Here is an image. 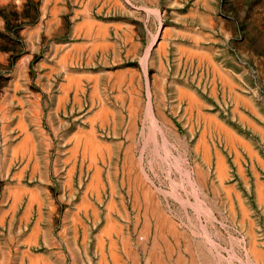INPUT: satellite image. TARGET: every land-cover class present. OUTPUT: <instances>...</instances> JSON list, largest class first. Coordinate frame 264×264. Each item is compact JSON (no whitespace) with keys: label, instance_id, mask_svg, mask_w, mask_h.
<instances>
[{"label":"rangeland","instance_id":"374dc122","mask_svg":"<svg viewBox=\"0 0 264 264\" xmlns=\"http://www.w3.org/2000/svg\"><path fill=\"white\" fill-rule=\"evenodd\" d=\"M55 2V0H36L37 14L42 6L45 18L50 19V15L54 14L52 3ZM66 2L69 4H67L68 8L72 10L70 4H74L75 0ZM23 3L24 0H0V264H30L34 256L35 259H39L38 264L46 263L43 256V262L38 258L45 251L43 246L32 249L31 254L28 253L29 251H16L12 245L18 238H21V242L25 241L24 237L29 234L33 218L36 217L33 211L28 218L24 213L30 199L37 200L36 197L39 196L38 200L41 198L40 201L42 200L44 204L52 198L61 199L63 189L66 191L65 198H68V195H73L70 190L75 188L84 191L87 187L91 180L93 161L89 159L86 161L85 158L80 163L78 161L79 165L75 161L72 171L69 172L70 177H75L72 182L75 187H72V183H64L65 170L56 169L53 160L49 158L50 153L56 151V145L64 143L62 140L64 134L77 136L82 132H88L91 126L94 127L100 143L102 141L103 144L104 141L110 146L108 144V149L105 143L102 145H105L107 150L102 151V159L99 160L103 174L101 191L88 190L85 194H91L93 199L100 202L102 215L107 210L106 205L110 198L117 202V207L123 206L128 213L130 212L125 217L119 214L117 209L118 215L115 221L120 230L116 235L117 241L119 239L118 247L123 246L124 240L121 238L127 237L130 238L128 241L133 244L132 247L137 251L139 249L141 253H144L142 249L144 246L147 250L151 248L152 237L148 243L143 241V245L142 240L137 238L143 237V229L140 230L145 226L142 212L147 206L145 204H148V216L151 217V208L157 206L155 209L159 210L160 214L163 215L162 210L165 212L163 216L167 218L168 223L173 222V225L169 224L165 231V240L168 239L165 242L171 247L173 246L171 244H174L171 248L173 253L164 250L166 264L177 262V264H264V252L261 253L259 250H264V185L261 186L262 183L264 184V135L254 127L255 125L264 132V0H117L118 8L126 9L133 16L141 17L146 46L150 48L154 39H158V42L155 43L149 57L134 66L137 69L134 75H124L121 81L115 78L114 69H110L112 66L108 63L100 65L103 71L99 76H95L97 78L86 75L84 110L79 113L80 121L75 125L70 121L71 126H63L56 130L50 124L51 97L45 95L46 92L42 95L36 93L52 88L56 82L45 74L55 72L62 76L68 68V61L66 57L63 58V48L61 50L52 47L51 43L41 40L37 42L35 39L37 32L33 30L29 38L36 45L37 54L32 59V63L21 62L27 50L25 46L28 45L20 38L23 23L19 22L22 13L19 9L22 8ZM76 9L78 10V7ZM30 11L27 10L25 14ZM71 12L74 15L73 11ZM56 13L65 15V9L60 7L59 12ZM91 13L92 16L99 17L98 10H93ZM76 14L81 15L79 11ZM32 24L45 33H51L57 26L60 28L63 25L58 24L56 19L46 24L41 19L40 21L37 19ZM60 52L62 57L59 56ZM205 53L212 58V64L200 57V54ZM214 66L232 80L235 85L234 91L251 105L236 102L235 94L223 83ZM80 68L82 69L78 68V70L82 71L83 67ZM56 81L63 82L59 79ZM94 83H97L99 99L90 92ZM180 87L195 95L200 103L198 108H191L187 99L179 96ZM148 88L152 93L153 108L154 106L156 108L153 112L158 123L161 124L162 133L156 129L154 121L149 119L148 114L146 115ZM136 102L139 104L138 109L131 112V105ZM102 105L108 108L109 115L106 121L98 119L94 121L96 111ZM75 116L76 113L73 112L67 114L69 120ZM91 116L93 118L90 119ZM205 116L215 117L250 145L255 154H250L243 145L233 147L216 132L215 128H207L203 120ZM242 117L246 120H242ZM20 118L23 120L22 126ZM132 123H135L136 128ZM54 130L59 131L60 135ZM81 130L86 131L80 132ZM25 131L30 133L25 136ZM133 134H135L134 139ZM199 136L206 140L209 157L200 146L202 137ZM130 140H133L131 144ZM13 147H16V153L13 152L15 150ZM128 148L130 158L131 153L133 154L131 158L133 166L127 158ZM234 148H237L239 154ZM219 155L223 156L221 158L227 166L226 177L222 180L217 175L216 161ZM35 159L37 164H34ZM88 162L91 164L89 165ZM58 164H61L60 160H57ZM128 166L132 170L128 169ZM136 170L139 172H135ZM141 170L146 173V179L142 177L144 173H140ZM126 171L130 174L127 172L128 175ZM133 177L135 180L136 178L140 180V182L138 180L140 184L135 187H133ZM120 180L124 181L121 183ZM14 189L16 191H13ZM258 189L262 193L259 194ZM15 192H18L16 196L18 199L13 197ZM135 192L141 198L139 199L141 208H144L143 210L140 208L138 212V206L132 199L135 197L133 196ZM34 194L36 197L33 196ZM146 194L149 195V201L145 199ZM259 195H263L260 196L262 199L258 197ZM183 199L185 203L182 202ZM2 213H6L3 214L4 217ZM13 216L16 217L15 226L19 217L27 220V224L21 227L20 232L16 228L12 229ZM137 216H140V219ZM248 220L253 223L252 227L249 226ZM154 227L155 225H152V235L156 230L153 229ZM172 229L174 232H171ZM251 230L254 236L250 234L253 233ZM174 233L176 236L173 235ZM251 238L253 243L250 242ZM243 247L246 249H242ZM248 248L251 251L252 249L259 251L254 250L257 258ZM29 256L32 259L30 261ZM190 256L195 262L191 260L192 262L189 263ZM137 258L138 264H148L147 256L140 255Z\"/></svg>","mask_w":264,"mask_h":264},{"label":"crops","instance_id":"0c3cea01","mask_svg":"<svg viewBox=\"0 0 264 264\" xmlns=\"http://www.w3.org/2000/svg\"><path fill=\"white\" fill-rule=\"evenodd\" d=\"M35 1L36 0H24L22 8L19 9V7H17V9L22 11L20 14L21 18L19 19V22L23 23V29L20 33V38L22 41L28 44L25 46L27 47V50L25 51V56H23L21 62L32 63V59L37 54L36 45L31 42L29 38V34H31L33 30L37 32V36L35 38L37 42L41 40L51 43L52 47L59 48L61 50L63 48V58L66 57V60L68 61V68L62 74V76L55 72L45 74V76H51L52 80L55 81L56 84L54 83L53 87L46 91L43 90L42 93L41 91L39 94L36 93V95H42L43 92H46L45 95L51 97V104L49 106V111L51 112L50 124L51 127L56 130L57 128L61 129L63 126H71L69 123L70 121H73L74 125L80 121L81 118H79V113H82L84 110V87L86 75H92L94 79L97 78L95 76H99V74L103 71L100 68L102 63H108L109 66H112L110 69H114L113 74L117 80L119 77L123 78L124 75H134V73L137 71L134 66L139 64L143 59L147 58L148 46H146L147 42L144 40V30L143 24L141 23V17L133 16L132 13L126 9L118 8L117 0H75L74 4H70L73 7L72 10L68 8L69 4L66 2L68 0H61V2L59 0H55L56 2L52 3V10H54V14H52V16L50 15V19L45 18L42 6L40 7V12L37 14L35 9L37 8L35 7ZM78 2L80 4L77 5ZM83 3L85 4L83 5ZM81 4L82 6L80 7ZM60 7L65 9V15H57L56 12H59ZM77 7L78 10L76 9ZM55 8L58 10H55ZM27 10L28 12L30 10L31 11L30 13L25 14ZM93 10H98L99 17L92 16L91 12ZM70 11H73L74 15H72V12ZM77 11H79L81 15H77ZM55 14L57 15L56 17L54 16ZM87 16L93 20V28L92 31L89 32H87L86 24H84V19H86ZM37 19H39V21L41 19V21H44L45 24L47 22H53V20L56 19L58 24L63 25L60 28H57V26L51 33H45L43 31L42 33L40 29L36 28L37 26L35 27L32 24ZM101 28L106 30L104 37L99 33L98 29ZM59 56L62 57V52H60ZM80 67H83L82 71L78 70V68L82 69ZM72 74L75 75L74 79L76 77L78 78H76V80L79 82H77L78 84H70L69 80L73 79ZM78 74L80 76H78ZM57 79L62 80L63 82H57ZM62 84L66 85L63 86ZM95 87L96 86L94 83L90 90L91 94ZM61 94L62 96H60ZM68 112L76 113V116L69 120L67 117ZM55 132L57 135H60L59 131ZM68 135L69 136H66L65 134L63 135L62 140H64V143L62 145L60 143L56 145V151L51 152V156L49 158L53 160L52 163L56 169L61 168L65 170L66 176H63L65 184L74 182L75 177H70L69 172L72 171L73 167L71 168V166H74L75 161H77V164L79 165L80 161L84 160L85 158L89 160L92 159L93 168L90 174L92 176V174L94 175L95 169L97 168L94 164V161L97 160L98 162L96 161L95 163L97 166H100L99 160L101 158V154L98 151H95L94 153L95 155L97 154L95 160L94 158H89V156L94 157V155H89L90 152L84 151V146H82L83 139L79 136V134L77 135L79 140H77V137L74 135ZM75 139L79 143H77ZM74 142L78 145V148L76 149L73 148L75 146H73V144H75ZM69 149H72V153ZM81 156H83V158ZM36 157L38 158L37 153ZM75 157L76 160H74ZM57 160H60L61 164L57 165ZM72 185V187H75L74 183H72ZM86 188H88V186ZM86 188L84 191H79L75 188L70 190V192H73V195H68V198H65L66 191L63 189V191H61V193H63V197L61 199L52 198L50 201L44 203L43 206L41 203V205L39 202L37 203V200H32L33 203L28 202L25 206L26 210L24 213H30L29 210H31L36 214V217L33 218L34 221L32 224L30 222L31 227L28 232L31 236L28 234V237H24V240L26 241L29 239L28 242H21V238H18V240L13 243L12 248L16 251L21 252L24 250L29 251L28 253H31L32 249L38 246H43L45 251L40 256L44 257L46 262L45 264H48L49 261V264H117L116 260H112L111 258H114L115 256H119V264H133V259L131 260V253L134 252L135 249L131 247L132 245H130L129 248V246H120L119 244L121 248L118 247L116 235L111 237L109 236L111 239H109L107 235H104L102 237L104 238L102 241L99 237V235L101 236V229L104 227V225H106V221L108 220L107 215L109 214L112 219H117L116 215H118V212L116 209H119V213L127 217L129 214L127 209L123 208V206L120 208L117 207V202H114L115 204L112 207V211H109L110 204L108 202V205L106 206L107 210L105 211V214L102 215L100 202L93 199L91 194H84V192H88L86 191ZM100 189L101 187L96 189V191H99ZM83 195L85 197H83ZM85 198L87 199L84 201ZM81 200H83V202ZM87 200L92 203H89ZM87 202L94 205V207H92V205L89 206V204L87 205ZM76 204L78 205V208ZM81 204H84V207H79ZM27 206L29 207V210L26 208ZM93 210L95 211L93 212ZM95 212L96 214H94ZM40 214H42V216ZM15 218L16 217L13 216L12 229L15 230L16 228V230L20 232L21 227L27 224V220H25L24 217H19V221L15 226ZM78 218L80 219L78 220ZM73 219H76L78 222H76V220L74 221ZM81 221H83V223ZM102 223L103 226L101 227ZM35 225H38L37 228ZM83 225L86 231L83 230ZM75 227L77 232L74 231ZM35 228L38 229V232ZM83 231L85 232L84 234H86V236L84 235L85 237L83 236ZM74 233H76V236H74ZM96 234L99 235L96 236ZM33 237L35 241L33 240ZM125 238L127 239V237ZM97 239L102 242L101 244H104L103 246L101 245L102 247L99 246L100 244L98 243L100 242ZM110 240H113L112 244H110ZM111 245L117 246L116 249L112 248L113 246ZM100 247L103 249L102 251L99 250ZM128 250L130 251V255ZM134 253L132 255H137V257L144 254V256H147L146 253H141L139 249ZM163 255L166 261L165 253H163ZM103 258L106 260L104 261ZM99 259L102 261L100 262Z\"/></svg>","mask_w":264,"mask_h":264},{"label":"bare ground","instance_id":"6f19581e","mask_svg":"<svg viewBox=\"0 0 264 264\" xmlns=\"http://www.w3.org/2000/svg\"><path fill=\"white\" fill-rule=\"evenodd\" d=\"M57 8V7H56ZM55 8V10H58V9H56ZM59 8V7H58ZM84 9V8H83ZM91 11V10H90ZM71 12V11H70ZM78 12V11H77ZM102 12V11H101ZM85 20V22H84V24H86V30H87V32H89V31H92V28H93V20L89 17V16H87V18L86 19H84ZM83 23V22H82ZM78 25V24H77ZM79 25H80V23H79ZM103 25V24H102ZM77 27V26H76ZM102 27H104V26H102ZM99 30V33L104 37V35H105V33H106V30L105 29H103V28H101V29H98ZM159 30H160V28H159ZM109 32H111V31H109ZM158 32H160V31H158ZM131 40V39H130ZM158 39H154V42L149 46L150 48H148V51H147V57H148V55H149V53L151 52V50H152V48L154 47V45H155V43L156 42H158L157 41ZM104 43V42H103ZM135 43V42H134ZM160 43V42H159ZM81 44V43H80ZM161 44V43H160ZM165 44H166V42H165ZM164 44V45H165ZM83 45V44H82ZM96 45V44H95ZM97 46V45H96ZM159 46V45H158ZM157 46V47H158ZM159 48V47H158ZM154 49V48H153ZM159 50V49H158ZM199 53H201V52H199ZM146 54V53H145ZM160 55H161V53H160ZM64 56V55H63ZM160 57H162V55L160 56ZM200 57L202 58V59H205V60H207L209 63H211L212 64V58L210 57V55L209 54H200ZM144 58H145V56H144ZM143 59V58H142ZM145 59H147V58H145ZM79 61V60H78ZM188 62V61H187ZM217 66V65H216ZM214 69L216 70V73L217 74H219V76H220V78L222 79V81H223V83L224 84H226L227 86H228V88L235 94V100H236V102L238 103V104H248V105H251L249 102H247L244 98H242L240 95H238V93L237 92H235L234 91V89H235V85L233 84V82H232V80L226 75V74H222L219 70H218V68L217 67H215L214 66ZM228 69V68H227ZM126 71H128V70H126ZM112 72V71H111ZM133 72V71H132ZM131 72V73H132ZM215 74V73H214ZM67 75H68V73H67ZM69 75H71V74H69ZM73 75V74H72ZM116 75V74H115ZM78 76H80L79 74H78ZM110 76V75H109ZM69 77V76H68ZM73 77V79H70L69 80V82H70V84H78L79 82L76 80V78L74 79V77H75V75H73L72 76ZM71 77V78H72ZM131 78H133V77H131ZM131 78H130V80L129 81H131ZM78 79V78H77ZM121 77H119L118 78V80L119 81H121ZM148 79V78H147ZM146 79V80H147ZM93 80V79H92ZM149 81V80H148ZM78 82V83H77ZM107 82V81H106ZM110 82V81H109ZM147 82V81H146ZM145 82V83H146ZM126 83V82H125ZM129 83H131V82H129ZM148 83V82H147ZM97 84V83H96ZM96 84H95V86H96ZM128 84V83H127ZM63 86H65L64 84H62ZM109 85V84H108ZM118 85V84H117ZM77 86V85H76ZM149 85L147 84V87H148ZM79 87V86H78ZM181 88V87H180ZM147 90V89H146ZM77 91V90H76ZM124 91V90H123ZM121 92V91H120ZM68 93V92H67ZM93 94H95V95H97L98 93H97V86L94 88V90H93V92H92V95ZM121 94V93H120ZM129 94V93H128ZM151 90H149V88H148V96H147V100H148V97H149V100H148V104H147V108H146V110H147V112H146V115L148 114V116L150 117H148L149 119H152L153 121H154V123H155V127H156V129L157 130H159L161 133L163 132V130H162V128H161V124L160 123H158V120H157V118L155 117V114H154V112H153V109H155L156 110V108H155V106H154V108H153V102H151V100L153 99H151ZM70 95V94H69ZM76 95V94H75ZM60 96H62V94L60 95ZM64 96H65V94H64ZM98 96V95H97ZM132 96V95H131ZM130 96V97H131ZM179 96L181 97V98H186L187 99V102H188V105L191 107V108H198L199 106H200V103L198 102V100L196 99V97H195V95L193 94V93H191L189 90L187 91L186 89H184V88H181L180 90H179ZM68 97V96H67ZM77 97V96H76ZM117 97H119V94H118V96ZM154 97V96H153ZM232 97V96H231ZM98 99H99V96H98ZM98 101H100V100H98ZM126 101H128V100H126ZM186 101V100H185ZM145 103V102H144ZM133 104V103H132ZM185 104V103H184ZM105 105V104H104ZM138 103L136 102L133 106L131 105V112L133 111V112H135L137 109H138ZM141 105V104H140ZM106 107V106H105ZM103 105H102V107L100 106L99 107V109L96 111V116H95V114H94V116H95V118H94V121L95 120H100V121H106V119H107V117H108V115H109V112H108V108L106 109ZM145 108V107H144ZM249 109V108H248ZM144 110V109H143ZM142 110V111H143ZM204 110V109H203ZM214 110V109H213ZM244 110V109H243ZM142 111H140V112H142ZM113 112V111H112ZM167 113V112H166ZM203 113V112H202ZM207 114V113H206ZM208 115V114H207ZM163 116V115H162ZM170 116V115H169ZM214 116V115H213ZM213 116H205L204 118H203V120H204V123H205V126L207 127V128H215V130H216V132L220 135V136H222V137H224L225 139H226V141L228 142V143H230L233 147H235L234 145H239V147H240V145H243L249 152H250V154H255L254 152L255 151H253V148L250 146V145H248L243 139H241V137H238L237 135H236V133H234L232 130H230L229 128H227L225 125H223L221 122H219L215 117H213ZM144 117V116H143ZM236 117V116H235ZM22 118V117H21ZM20 118V121H21V126H22V123H23V120ZM90 119L91 118H93L92 116L91 117H89ZM135 119V118H134ZM140 119V118H139ZM193 119V118H192ZM151 120V121H152ZM242 120H246L244 117H242ZM19 121V122H20ZM137 121V120H136ZM149 122V121H148ZM93 123V122H92ZM91 123V124H92ZM114 123V122H113ZM124 123H125V121H124ZM164 123V122H163ZM199 123H200V121H199ZM245 123V122H244ZM18 124H20V123H18ZM17 124V125H18ZM132 124H134V126H135V123H132ZM150 124H152V122H150ZM124 125V124H123ZM138 125V124H137ZM168 125H170V124H168ZM200 125H202L201 123H200ZM19 126V125H18ZM25 126V125H24ZM104 126V125H103ZM154 126V125H153ZM152 126V127H153ZM164 126V125H163ZM106 127V126H105ZM151 127V128H152ZM164 127H166V126H164ZM254 127H255V129H257V130H259L263 135H264V132L262 131V129L261 128H258L257 126H255L254 125ZM135 128H136V126H135ZM134 128V129H135ZM27 129V128H26ZM121 130V129H120ZM133 130V129H132ZM137 130V129H136ZM175 130V129H174ZM82 131H86V130H81L80 132H82ZM122 131V130H121ZM158 131V132H159ZM167 131V130H166ZM173 131V130H172ZM26 132V131H25ZM133 132H135L134 130H133ZM29 134L30 132H26L24 135L26 136V134ZM79 133V132H78ZM43 134V133H42ZM76 135H77V133H76ZM82 135V136H81ZM81 135L79 134V136L83 139V145L82 146H84V151L85 152H90L89 153V155H94V157L93 156H89V158H94V160H95V157H96V155L94 154L95 153V151H98V152H100V154H102V151H104V149L105 150H107L104 146H102L105 142L103 141V144H101L102 143V141H101V143H100V141L98 140V137L96 136V132H95V129H94V127L93 126H91L90 127V129H89V131L87 132L86 131V133H81ZM135 134H133V136H132V138L134 139V136ZM165 135V134H164ZM28 136V135H27ZM169 136V135H168ZM24 137V136H23ZM77 138V140H79L78 139V136H76ZM199 137H202V136H199ZM204 137H205V135H204ZM204 137H202V138H200L201 140H200V146L202 147V149H203V151L206 153V156L207 157H209V148H208V146H207V143H206V140H205V138ZM26 138V137H25ZM71 138V137H70ZM195 138V137H194ZM217 138V137H216ZM215 138V139H216ZM221 138V137H220ZM23 139V138H22ZM32 139V138H31ZM75 139V141L77 142V143H79L77 140ZM24 140V139H23ZM218 140V139H217ZM223 140V139H222ZM22 141V140H21ZM131 141L133 142V140H130V144H131ZM197 141H198V139H197ZM31 142H32V140H31ZM218 143H219V141H217ZM33 143V142H32ZM32 143H30V144H32ZM75 143V142H74ZM81 143V142H80ZM198 143H199V141H198ZM198 143H196V144H198ZM228 143H226L227 145H228ZM18 144V143H17ZM26 144V143H25ZM107 146H108V144H107V142L105 143ZM129 144V145H130ZM214 144V143H213ZM225 144V145H226ZM75 145V146H74ZM77 144L75 143V144H73V148H78V145L76 146ZM216 145H218V144H216ZM109 146H110V144H109ZM109 146H108V149H109ZM123 146V145H122ZM219 146V145H218ZM72 147V146H71ZM131 147H132V145H131ZM131 147H130V149H131ZM212 148V147H211ZM221 148V147H220ZM13 149H15V150H13V152L15 151V153H16V147L14 148L13 147ZM83 149V148H82ZM81 149V150H82ZM121 149H122V147H121ZM129 148L127 149V152H126V154L128 155L129 154V150H130ZM196 149V148H195ZM239 149V148H238ZM241 149V148H240ZM69 150H71V153H72V149H69ZM126 150V149H125ZM124 150V151H125ZM221 150V149H220ZM234 150L236 151L237 150V148L235 149L234 148ZM73 151H74V149H73ZM123 151V152H124ZM222 151V150H221ZM83 152V151H82ZM84 152V153H85ZM131 152V151H130ZM134 152V151H133ZM195 152V151H194ZM215 152H216V148H215ZM219 152V151H218ZM237 152V151H236ZM70 153V154H71ZM78 153V152H77ZM220 153V152H219ZM238 153V152H237ZM14 154V153H13ZM239 154V153H238ZM75 155V154H74ZM131 155H132V157H133V154L131 153ZM241 155V154H240ZM16 156V155H15ZM21 156H22V154H21ZM29 156V155H28ZM76 156V155H75ZM121 156V155H120ZM126 156V155H125ZM235 156H236V154H235ZM257 156V155H256ZM19 157V156H18ZM70 157V156H69ZM82 158H83V156H81ZM131 157V158H132ZM221 157H223V156H221ZM220 157V155L219 156H217V161H216V165H217V170H218V173H217V175H218V178L220 179V180H222L223 178H225L226 177V168H227V166H226V164H225V162H224V160H223V158H221ZM237 157V156H236ZM16 158V157H15ZM25 158V157H24ZM35 158H36V156H35ZM71 158V157H70ZM113 158V157H112ZM128 161L130 160V165L131 166H133V160L130 158V154L128 155ZM227 158V157H226ZM28 159L29 158H27V161H28ZM37 159V158H36ZM36 159L34 160L35 162H34V164L36 163L37 164V162H36ZM100 159H102V157L100 158ZM125 159H126V157H125ZM74 160H76V157H75V159ZM99 160V159H98ZM107 160V159H106ZM213 160V159H212ZM86 161H87V159H86ZM91 161H93L92 159H91ZM97 161V160H96ZM136 161V160H135ZM228 161V160H227ZM90 162V161H89ZM88 162V163H89ZM102 162H104L103 160H102ZM120 162V161H119ZM210 162H212L213 163V161H210ZM230 162V161H229ZM26 163V162H25ZM140 163V162H139ZM75 164V163H74ZM91 163H89V165H90ZM94 164H95V166L97 167H95L94 169H95V173H94V175L92 174V176H91V180H90V182L88 183V188H86L87 190L86 191H88V190H94V189H99L100 188V186H101V184H102V175L103 174H101V168H99L100 166H97V164L95 163V161H94ZM118 164V163H117ZM141 164V163H140ZM202 164H205V163H202ZM89 165H88V167H89ZM99 165V164H98ZM212 165V164H211ZM210 165V166H211ZM229 165V164H228ZM36 166V165H35ZM263 166V165H262ZM73 167V165L71 166V168ZM91 167V166H90ZM104 167V166H103ZM107 167V166H106ZM123 168V167H122ZM131 168V167H130ZM129 168V166H128V169H130ZM139 168H140V166H139ZM212 168V167H211ZM240 168V167H239ZM238 168V169H239ZM22 169H23V167H22ZM73 169V168H72ZM105 169V168H104ZM144 169V168H143ZM131 170H132V168H131ZM199 170V169H198ZM204 170V169H203ZM21 172V171H20ZM19 172V173H20ZM94 172V171H93ZM128 171H126V173H127ZM131 172V171H130ZM135 172H139V171H135ZM141 172H143L144 173V170H141L140 171V173ZM193 172V171H192ZM199 172V171H198ZM254 172H256V170H254ZM33 173V172H32ZM129 173V172H128ZM127 173V174H128ZM142 173V174H143ZM200 173V172H199ZM204 174H205V172H203ZM202 173V174H203ZM123 175H124V172L122 173ZM130 174V173H129ZM128 174V175H129ZM145 175H146V173H144ZM143 174V175H144ZM257 174V173H256ZM127 175V176H128ZM135 175V174H134ZM142 175V177H145L144 179H146V177H147V175L145 176H143ZM185 175V174H184ZM200 175V174H199ZM212 175H214V174H212ZM18 176V175H17ZM70 176V175H69ZM205 177H206V175H204ZM230 176V175H229ZM228 176V177H229ZM255 176H257V175H255ZM125 177V176H124ZM136 177V176H135ZM135 177H133V187H135L136 185H139L140 183H138V180L139 179H137L136 178V180H135ZM139 177V176H138ZM203 177V176H202ZM202 177H201V179H202ZM209 177V176H208ZM207 177V178H208ZM258 177V176H257ZM256 177V178H257ZM20 178V177H19ZM119 178V177H118ZM130 178V177H129ZM196 178V177H195ZM210 178V177H209ZM124 179V178H123ZM186 179H190V178H186ZM258 179V178H257ZM187 180V181H188ZM196 180V179H195ZM118 181V180H117ZM121 181V180H120ZM124 180H122L121 181V183L123 182ZM128 181H129V179H128ZM191 181H192V179H191ZM190 181V182H191ZM204 181H206V180H204ZM215 181V180H214ZM258 182H259V180H257ZM139 182H140V180H139ZM145 182V181H144ZM143 181H142V183H144ZM207 182V181H206ZM257 182V183H258ZM111 183V182H110ZM146 183H147V180H146ZM194 181H193V185H194ZM209 183V182H208ZM221 183V182H220ZM227 183V182H226ZM260 183H261V181H260ZM106 184V183H105ZM189 184H191V183H189ZM200 184V183H199ZM207 184V183H206ZM222 184V183H221ZM111 185H112V183H111ZM127 185H128V183H127ZM192 184H191V186H193ZM236 185V184H235ZM263 183L261 184V186L263 187ZM70 186V185H69ZM108 186V185H107ZM144 186H146V184L144 185ZM208 186V185H207ZM223 186V185H222ZM225 186V185H224ZM226 186H228V185H226ZM225 186V187H226ZM231 186V185H230ZM261 186H259V184H258V187L261 189L262 187ZM18 187V186H17ZM20 187V186H19ZM18 187V188H19ZM139 187V186H138ZM194 187V186H193ZM225 187H223L224 188V190H225ZM257 187V188H258ZM13 188V187H12ZM24 188V187H23ZM130 188V187H129ZM145 188V187H144ZM195 188V187H194ZM193 188V189H194ZM203 188H204V185H203ZM203 188H201L202 190H205V189H203ZM215 188V187H214ZM17 189V188H16ZM135 188H133V190H134ZM138 189H140V188H138ZM143 189V188H142ZM141 189V190H142ZM227 189V188H226ZM229 189H231V188H229ZM228 189V190H229ZM233 189H235V188H233ZM10 190V189H9ZM21 190H26V189H22L21 188ZM27 190H29V189H27ZM37 190V189H36ZM48 190V189H47ZM113 190V189H112ZM151 190V189H150ZM259 190V189H258ZM257 190V191H258ZM11 191H12V189H11ZM13 191H16L15 189L13 190ZM20 191V190H19ZM32 191V190H31ZM31 191H30V193H31ZM101 191V190H100ZM135 191V190H134ZM144 191V190H143ZM146 191V190H145ZM10 192V191H9ZM21 192V191H20ZM33 192V191H32ZM36 192V191H35ZM96 192H98V191H96ZM130 191H128V193H129ZM142 192V191H141ZM194 192H196V190H194ZM227 193H230V191L228 192V191H226ZM18 193V192H17ZM17 193L15 192V196H13L14 198L16 197V196H18L17 195ZM34 193V192H33ZM32 193V194H33ZM37 193H38V191H37ZM37 193H35L36 195H39V194H37ZM113 193H114V191H113ZM146 193H147V191H146ZM258 193L260 194V193H262V191H258ZM13 194V193H12ZM20 194V193H19ZM33 195L34 197H36V195ZM84 194H85V192H84ZM97 194H99V195H101L100 193H96V195ZM133 194H135V195H133V196H135V197H133L132 199H134V201L133 202H136V203H134V204H136V206H138V209H137V212H138V210H140V208H141V205H140V203H141V201L139 200V199H141L140 198V196L138 197V194H136V192L135 193H133ZM142 194H143V192H142ZM196 194V193H195ZM237 194H239V193H237ZM233 195V194H232ZM11 195H9V197H10ZM31 196V195H30ZM33 196H32V198H33ZM154 196H155V194H154ZM180 196V195H179ZM226 196H228L227 194H226ZM230 196V195H229ZM260 196H262L263 197V195H259L258 197L260 198V199H262ZM19 197H20V195H19ZM39 197V196H38ZM38 197H36L37 198V200H38ZM83 197H85L84 195H83ZM117 197V196H116ZM126 197V196H125ZM144 197V196H143ZM142 197V198H143ZM156 197V196H155ZM231 197V196H230ZM30 198V197H29ZM124 198V197H123ZM240 198V197H239ZM264 198V197H263ZM10 199V198H9ZM13 199V198H12ZM16 199H18L17 197H16ZM40 199L41 198H39V200L37 201V203L40 201ZM87 198H85L84 199V201L86 200ZM115 199H117V198H115ZM144 199V198H143ZM145 199H146V201H149V195H145ZM144 199V200H145ZM154 199H156V198H154ZM231 199V198H230ZM33 200V199H32ZM31 199L28 201V202H31V203H33V201H32ZM112 200V198H110V201ZM119 200V199H118ZM125 200V199H124ZM179 200V199H178ZM197 200V199H196ZM199 200V199H198ZM16 201V200H15ZM42 201V200H41ZM39 202V204L41 203V204H43L42 202ZM82 202H83V200H81ZM88 202H89V200H87ZM110 201H109V211H112L111 209H112V207L114 206V200H112L111 201V203H110ZM146 201H143V203L144 202H146ZM181 201V200H180ZM184 201V199L182 200V202ZM199 201H202V200H199ZM232 201V200H231ZM260 201V200H259ZM13 202H14V199H13ZM86 203L87 205L89 204V203H92V202H89V203ZM123 202H125V201H123ZM154 202H156L155 200H154ZM153 202V203H154ZM181 202V203H182ZM189 202V201H188ZM197 202V201H196ZM195 202V203H196ZM81 203V202H80ZM108 203V202H107ZM147 203V202H146ZM152 203V202H151ZM183 203H185V202H183ZM182 203V204H183ZM194 203V204H195ZM201 203V202H200ZM199 203V204H200ZM20 204V203H19ZM40 204V205H41ZM79 204V203H78ZM127 204V203H126ZM154 204H156V203H154ZM154 204H152V205H154ZM160 204V203H159ZM159 204H158V206H159ZM186 204H188V203H186ZM203 204V203H202ZM27 205V204H26ZM31 205V204H30ZM29 205V206H30ZM77 205V204H76ZM84 204H81V205H79V207H82ZM90 205H92V204H89V206ZM128 205V204H127ZM145 205H147L148 206V204H145ZM152 205L150 206V207H152ZM196 206L198 205L197 203L195 204ZM230 205V204H229ZM236 205V204H235ZM263 205V204H262ZM19 206V205H18ZM32 206V205H31ZM43 206V205H42ZM88 206V207H89ZM107 206V205H106ZM134 206V205H133ZM147 206H145L144 208H145V210L142 212V214H143V217H144V219H143V221H144V227L143 228H140V230L141 229H143L142 230V232L144 233H142V235H143V237H141V238H139V237H137L138 239H140V240H142V245H143V241L144 242H146V243H148L150 240V238L152 237V239H153V245L151 246V248L149 249V250H147L146 249V247L144 246L142 249H143V251H144V253H146L147 254V258H146V261L148 262V264H166L165 262V259H164V255H163V253H164V250H168V252L170 251V252H172V247H174V244H171V245H173L172 247L169 245V244H167L168 242H165V241H167V240H165L166 238H165V235H166V227L168 226L169 227V224H172L173 225V222H171V223H168V221H167V218H165V216H163L164 215V211L162 210V212H163V215L162 214H160L159 213V210L157 211L155 208L157 207L156 205V207H153V209L151 208V210H150V215H151V217L150 216H148L149 214H148V207ZM161 206V205H160ZM195 206V207H196ZM202 205L200 204L199 205V207H201ZM11 207H12V203H11ZM41 207V206H40ZM84 207V206H83ZM92 207H94V205H92ZM128 207V206H127ZM262 207V206H261ZM15 208V207H14ZM19 208V207H18ZM27 209L29 208L28 206L26 207ZM77 208H78V205H77ZM130 208V207H129ZM135 208V207H134ZM143 208V209H144ZM197 208H198V206H197ZM11 209V208H10ZM9 209V210H10ZM32 209V208H31ZM95 209V208H94ZM142 209V208H141ZM142 209V210H143ZM159 209V208H158ZM201 209V208H200ZM209 209V208H208ZM244 209V208H243ZM242 209V210H243ZM26 210V209H25ZM29 210V209H28ZM117 210V209H116ZM197 210V209H196ZM198 210H199V208H198ZM203 210V209H202ZM210 210V209H209ZM232 210V209H231ZM239 210V209H238ZM246 211H247V209H245ZM30 211V213H31V210H29ZM40 211V210H39ZM89 211V210H88ZM95 210H93V212H94ZM97 211V210H96ZM161 211V210H160ZM205 211V210H204ZM211 211V210H210ZM4 212H5V210H4ZM14 212V211H13ZM90 212V211H89ZM136 212V213H137ZM139 212H141V211H139ZM161 212V213H162ZM244 212V211H243ZM28 213L29 212H25V214L27 215V218H28ZM29 213V214H30ZM40 213H41V211H40ZM134 213V212H133ZM197 213H199V211L197 212ZM208 213H209V211H208ZM3 214H6V213H2V215ZM77 214V213H76ZM94 214H96V212L94 213ZM120 214V213H119ZM129 214H130V212H129ZM141 214V215H142ZM166 214H167V211H166ZM207 214V213H206ZM211 214H213V212L211 211ZM243 214H245V212L243 213ZM2 215H1V218H3L4 217V215H3V217H2ZM41 216H42V214H40ZM74 215V214H73ZM72 215V216H73ZM86 215V214H85ZM88 215L90 216V214L88 213ZM107 215V214H106ZM137 215H139V213H137ZM170 215V214H169ZM209 215V214H208ZM230 215V214H229ZM238 215V214H237ZM246 215V214H245ZM22 216V215H21ZM23 216H25L24 214H23ZM131 216V215H130ZM129 216V217H130ZM107 217H108V220L106 221V225H104V229L102 228L101 229V231H100V233H101V236L99 235V234H96V236L97 235H99V237H100V239H101V241H102V239H104V238H102L104 235H107L108 237L110 236H114V235H118L119 234V232H120V230H119V226H118V224H117V222L115 221V219H112L111 218V216L108 214L107 215ZM138 217V216H137ZM140 217V216H139ZM138 217V218H139ZM169 217V216H168ZM247 217H248V215H247ZM11 218V217H10ZM41 218V217H40ZM72 218H74V217H72ZM138 218H137V220H138ZM213 218V217H212ZM215 218V217H214ZM80 218H78V220H79ZM133 219V218H132ZM140 219V218H139ZM242 219H244V217L242 218ZM242 219H240V220H242ZM250 219V218H249ZM74 221L76 220V219H73ZM95 220V219H94ZM135 221L136 223L138 222V221ZM169 220V219H168ZM170 220H171V218H170ZM169 220V221H170ZM3 221V219L1 220V222ZM123 221V220H122ZM250 220H248V222H249ZM37 222V221H36ZM76 222H78L77 220H76ZM82 223H83V221H81ZM126 222V221H125ZM176 222V221H175ZM242 222H243V220H242ZM75 223V222H74ZM79 223H80V221H79ZM130 223V222H129ZM238 223V222H237ZM236 223V224H237ZM251 222H249V226L250 227H252V225H253V223H251ZM76 225V224H75ZM74 225V226H75ZM82 225V224H81ZM152 225H155V227L153 228V229H156V230H154L153 232H154V234L152 235ZM36 226V228H37V226L38 225H35ZM132 226V225H131ZM171 226V225H170ZM34 227V226H33ZM83 227H84V225H83ZM122 227V226H121ZM249 227V228H250ZM35 228V229H36ZM172 228V227H171ZM175 228H176V226H175ZM33 229V228H32ZM34 229V230H35ZM76 229V227L74 228V231H76L75 230ZM170 229V228H169ZM169 229H168V231H169ZM37 230V232H38V229H36ZM36 230H35V232H36ZM84 231H86V229H85V227H84V229H83ZM177 230H178V228H177ZM248 230H250V229H248ZM32 231V230H31ZM83 231V236L85 235L86 236V234H84L85 232ZM70 232V231H69ZM68 232V233H69ZM77 232V231H76ZM80 232V231H79ZM171 232H174V229H172L171 230ZM171 232H170V234H171ZM179 232V231H178ZM181 232V231H180ZM251 232H253L252 230H251ZM31 233V232H30ZM34 233V232H33ZM40 233V232H39ZM136 233V232H135ZM168 233V232H167ZM176 233V232H175ZM175 233L173 234V235H175ZM250 233V232H249ZM76 233H74V236H76L75 235ZM250 234H252L253 236H254V232L253 233H250ZM30 235V234H29ZM38 235V234H37ZM36 235V236H37ZM80 235V234H79ZM132 235V234H131ZM138 235H140V233L138 234ZM183 235V234H182ZM31 236V235H30ZM41 236V235H40ZM84 236V237H85ZM168 236V235H167ZM166 236V237H167ZM176 236V235H175ZM253 236H251L252 238H254ZM28 237V236H27ZM35 237V236H34ZM34 237H33V240L35 241V239H34ZM82 237V236H81ZM98 237V238H99ZM109 237V239H111ZM118 237H121V236H118ZM30 238V237H29ZM40 238V237H39ZM76 238V237H75ZM117 238V237H116ZM252 238H251V241L250 242H252ZM31 239V238H30ZM37 239V238H36ZM170 239V238H169ZM255 239V238H254ZM253 239V240H254ZM79 240V239H78ZM98 240V239H97ZM121 240H124L123 241V246H129V248H130V245H133V244H131L130 243V241H128L129 240V238H125V237H123V238H121ZM173 240V239H172ZM176 240L178 241V239L176 238ZM26 241V240H25ZM28 241H29V239H28ZM28 241H26V242H28ZM37 241V240H36ZM76 241V240H75ZM99 242H100V240H98ZM97 241V242H98ZM104 241V240H103ZM113 240H110V244H112L113 242H112ZM118 241H119V239H118ZM117 241V242H118ZM170 241H171V239H170ZM135 242V241H134ZM133 242V243H134ZM138 242H139V240H138ZM174 242V241H173ZM183 242H184V240H183ZM256 242V241H255ZM33 243H36V242H33ZM102 242H100V243H98V244H100L99 246H103L104 244H101ZM104 243V242H103ZM253 243V242H252ZM120 244V243H119ZM136 244V243H135ZM152 244V243H151ZM244 244H245V242H244ZM106 245V244H105ZM145 245V244H144ZM185 245V244H184ZM101 246V247H102ZM111 246H113L112 248H114V249H116V247L117 246H115V245H111ZM247 246V245H246ZM245 246V247H246ZM29 247V246H28ZM101 247H100V249L99 250H103V249H101ZM108 247H109V245H108ZM132 247V246H131ZM138 247H139V245H138ZM249 247H250V245H249ZM254 247H256V246H254ZM133 248V247H132ZM131 248V249H132ZM178 249V251L180 250L179 249V246L177 247ZM185 248V247H184ZM190 248V247H189ZM252 248V247H251ZM31 249V248H30ZM137 249V248H136ZM174 249H176V248H174ZM242 249H246V248H242ZM249 250H250V248H248ZM259 249V248H258ZM109 250H111V249H109ZM122 250V249H121ZM130 250V249H129ZM128 250V253L130 252ZM133 250V249H132ZM256 252H259V251H257V249H254ZM253 249H252V251H251V253H255V251H254ZM260 250V252L261 253H263L264 252V250L263 251H261V249H259ZM112 251V250H111ZM135 251H137V250H135ZM134 251V252H135ZM254 251V252H253ZM134 252H132L131 253V260L133 259V264H136V260L138 259L137 258V255L136 256H134V255H132ZM167 252V254L169 255V253ZM177 252V251H176ZM136 253H138V252H136ZM136 253H134V254H136ZM173 253V252H172ZM191 253V252H190ZM32 254V253H31ZM102 254V253H101ZM245 254H247V253H245ZM257 253H255L254 255H256ZM22 255H23V253H22ZM25 255V254H24ZM28 255V254H27ZM34 255V254H33ZM41 255V254H40ZM104 255V254H103ZM111 255H112V253H111ZM129 255H130V253H129ZM145 255V254H144ZM167 255V256H168ZM176 255V254H175ZM248 255H250L249 254V252H248ZM39 255H37V257H38ZM115 256V255H114ZM169 256H172L171 254L169 255ZM35 257L36 256H34V259H35ZM105 257V256H104ZM119 257V256H118ZM118 257L117 256H115L114 258L113 257H111L112 258V260H116V262H117V264H119V259H118ZM124 257V256H123ZM129 257V256H128ZM188 257V256H187ZM191 257V256H190ZM259 257H260V253H259ZM29 258H30V256H29ZM38 258H41V260L43 259V257L42 256H39ZM102 258V257H101ZM125 258H126V256H125ZM183 258V260H184V257H182ZM182 258H180L181 259V261H183L182 260ZM256 258H257V255H256ZM33 259V260H34ZM104 259V258H103ZM176 259V258H175ZM178 259V258H177ZM188 259V258H187ZM30 260H32L31 258L29 259V261ZM32 260V261H33ZM106 259H104V261H105ZM127 260H129V259H127ZM189 263L190 262H192L191 260H193V262H195L194 260L195 259H193V257H191V258H189ZM257 260V259H256ZM32 261H31V263L30 264H38V262H39V259H35V261H33V263H32ZM44 260H42V262H43ZM46 261H48V260H46ZM99 261H100V259H99ZM102 261V260H101ZM100 261V262H101ZM180 261V262H181ZM50 262V261H49ZM49 262H48V264H49ZM99 262V263H100ZM114 262V261H113ZM106 263V262H105ZM178 263V262H177ZM176 263V264H177ZM182 263V262H181ZM188 263V262H187ZM45 264V263H44ZM101 264V263H100ZM116 264V263H115ZM129 264V263H128ZM138 264V263H137ZM183 264V263H182ZM193 264V263H192ZM259 264V263H258Z\"/></svg>","mask_w":264,"mask_h":264}]
</instances>
